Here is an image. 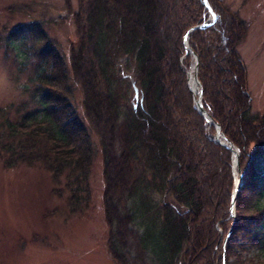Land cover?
<instances>
[{"label": "trees", "instance_id": "16d2710c", "mask_svg": "<svg viewBox=\"0 0 264 264\" xmlns=\"http://www.w3.org/2000/svg\"><path fill=\"white\" fill-rule=\"evenodd\" d=\"M206 1L215 20L191 31L208 18L202 0H79L74 15L80 37L68 59L75 80L87 95L82 103L84 119L117 151L112 156L102 144L110 159L105 213L112 225L121 218L136 228L138 246L149 257V264H228L226 248L231 251V242L241 230L247 238L244 243L256 242L258 259L264 258V116L248 111L243 88L247 73L239 53L248 21L225 0ZM19 26L5 37L3 46L21 58L31 57L34 40L21 34L31 27ZM187 31V42L197 57L202 107L238 149L243 174L237 199L242 188L255 195L251 207L250 203L243 205L247 215L237 211L230 217L232 153L215 141L213 125L194 107L186 85V72L192 66L183 43ZM15 33L24 35L22 42L12 41ZM40 55L31 82L36 86L31 94L35 106L17 122L27 129L20 131L16 123L7 121V133L2 136L8 145L3 149L13 161H38L56 184L63 179L56 192L68 194L67 211L77 214L89 199L88 134L66 97L69 91L65 88L63 96L55 89L70 86L67 69L62 62L60 67L57 64L61 56L51 44ZM122 59L133 62L139 100L128 95L126 82L125 92L121 86L119 90L114 87L126 81L123 75L128 67ZM56 65L59 70L54 73ZM96 86H109V92L97 93ZM118 93L122 97L114 99ZM66 105L69 112L57 114L56 109ZM131 164L136 175L125 172ZM122 168L123 183L117 176ZM239 205L235 204L236 210ZM226 218L233 221L232 226ZM216 224L229 228L224 249L218 243ZM114 233L117 230L112 231L109 250L126 264L121 247L125 244L111 239Z\"/></svg>", "mask_w": 264, "mask_h": 264}, {"label": "rangeland", "instance_id": "374dc122", "mask_svg": "<svg viewBox=\"0 0 264 264\" xmlns=\"http://www.w3.org/2000/svg\"><path fill=\"white\" fill-rule=\"evenodd\" d=\"M225 2L233 10H239L241 16L248 21L246 37L239 45V53L247 73V85L243 88L248 96L249 113L262 117L264 116V0H225ZM78 9L79 0H0V264H123L109 250L108 244L113 230L115 232L117 230V234L114 233L111 239L123 240L125 244L121 247L124 248L126 264H149V257L138 246L137 239L140 233L136 228L132 225L130 227L121 218H117V220L114 218L117 225H112L110 217L108 218L105 213L104 193L110 159H108V155H105L102 144L112 156L116 155L117 151L116 147L113 149V146H110V141H102L101 137L86 123L82 105L84 97L87 96L85 88L75 80L69 66L70 51L80 37L77 20L74 19ZM21 24H28L31 27L30 30L27 29L21 33H25L28 38L34 40L35 54L31 53V57L21 58L20 55H15L13 51L3 46L5 37L12 36L14 33H11V30L15 29L14 31H16ZM21 34L15 33L12 41L17 39V43L22 42L24 35L21 36ZM26 43L30 44L31 42L27 40ZM24 44L23 42L22 45ZM49 44L53 45L61 56L57 64L60 67L62 62L69 76L67 82L70 86H55V89H58L63 96H66L65 88L69 91L66 97L70 98V105L76 111L74 112L75 117H78L85 127L91 148L86 180L89 199L85 203V207H82V211L77 214H69L67 211L68 194L63 190L60 193L56 192L63 186V179L56 184L52 179L51 172L45 170L38 161L30 163L23 159L13 161L3 149L8 145L2 136L7 133L5 126L7 121L11 124L16 123L20 127V131L27 129L17 122L35 106L36 102L31 101V94L36 86H32L31 82L37 69V63L41 59V50ZM187 45L189 49L186 50L190 51L188 57L192 59L189 71L194 67L197 57L191 51L188 42ZM37 46L43 48H39V50ZM26 48L28 47L25 44ZM25 51L28 52V50ZM120 62L125 63L128 67L123 75L126 81L123 84L118 83V86L114 87L119 90V86H121L122 92H125V90L127 91L126 82L132 92L128 90V95L133 96L134 101L139 100V93L134 87L133 62L130 59L125 61L122 59ZM58 65L55 66L54 73L58 72ZM186 85L194 102L201 86H197V90L194 92L188 85L187 72ZM108 87L96 86L97 93L104 92V90L106 93L109 92ZM175 91L177 92V86ZM119 94L117 98H114L113 95L111 97L119 100L122 97ZM201 98L202 92L200 102ZM194 107L196 108L195 103ZM56 111L57 114L58 112L61 114L63 111L69 112L67 105L65 109L60 107ZM213 129L215 131V128ZM232 162L231 158L233 179L231 195L236 176L238 173L243 174L239 171V162L234 169ZM133 168L131 164L125 168V172L136 175L137 173L133 174L134 172H132ZM117 176L123 183V168L117 172ZM121 182L120 184H122ZM241 191L240 199H237L239 192L236 193L232 217H235L237 211L243 215L249 214L247 210L243 209V205L250 203L251 207L254 199L252 197L255 195L250 189L242 188ZM110 201L113 203V199ZM237 202L240 204L238 210L235 209ZM118 207L121 210L125 208L123 202L120 206L118 204ZM226 220L232 226L233 221L231 222L229 218ZM250 227L253 226L250 225ZM131 228L134 233L130 231ZM216 230L220 237L218 243L220 242V246L224 249L227 246L229 228L228 230L223 229L219 224H216ZM244 231H237L235 240L231 242V251L226 248L227 263L237 264L238 259V264H262L264 258L258 259L261 254L260 252L258 254L259 249L254 247V244L257 243L254 242L253 245L248 241L244 243L247 239L241 236ZM247 236L249 239L250 234ZM243 243L244 246L241 245Z\"/></svg>", "mask_w": 264, "mask_h": 264}, {"label": "water", "instance_id": "95a60500", "mask_svg": "<svg viewBox=\"0 0 264 264\" xmlns=\"http://www.w3.org/2000/svg\"><path fill=\"white\" fill-rule=\"evenodd\" d=\"M202 3L207 7V10H208V18L205 22L199 24V25H196L194 27H192L189 31L191 30H194L196 28H202L206 25H209L210 23H212L214 20H215V16L213 14V12L211 11V9L208 7V4H207V1L206 0H202ZM189 31H187L184 35V38H183V43H184V46L186 49H189L188 45H187V38H188V33ZM194 78L195 80L197 81L198 83V86H199V82L197 80V76H196V70H197V61L195 59V64H194ZM197 95L198 97L194 99V103L196 105V108L198 110V112L200 114H202L206 120L208 121L209 124H212L215 128V140L223 145L224 147L228 148L231 152H232V156L234 155V158H235V163H234V160H233V169L235 168V166L237 167L238 166V151L236 148H234V146L228 141V139H226L224 137V135L220 132V129H219V126L218 124H216L215 122H212V120L210 119L209 115L207 114V112L203 109L202 105H201V102H200V97H201V89L197 92ZM220 136V137H219ZM242 185V174L238 173V175L236 176V179H235V184H234V188H233V193L231 195V198H230V213H231V216H233L232 212H233V209H234V199L236 197V193L238 192V190L240 189V186Z\"/></svg>", "mask_w": 264, "mask_h": 264}, {"label": "bare ground", "instance_id": "6f19581e", "mask_svg": "<svg viewBox=\"0 0 264 264\" xmlns=\"http://www.w3.org/2000/svg\"><path fill=\"white\" fill-rule=\"evenodd\" d=\"M187 77H188V85L191 87V89L194 92H196L198 83H197V81L194 78L193 68H191L189 71H187ZM233 160H234V163H235L234 155H233ZM235 168H236V166H235Z\"/></svg>", "mask_w": 264, "mask_h": 264}]
</instances>
